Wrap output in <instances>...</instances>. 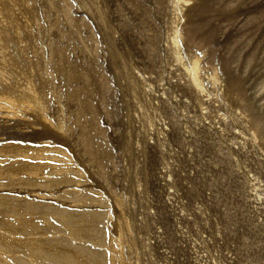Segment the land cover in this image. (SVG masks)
I'll return each instance as SVG.
<instances>
[{"label": "rangeland", "instance_id": "1", "mask_svg": "<svg viewBox=\"0 0 264 264\" xmlns=\"http://www.w3.org/2000/svg\"><path fill=\"white\" fill-rule=\"evenodd\" d=\"M0 264H264V0H0Z\"/></svg>", "mask_w": 264, "mask_h": 264}]
</instances>
